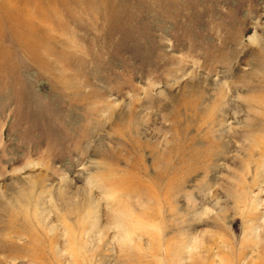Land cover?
I'll list each match as a JSON object with an SVG mask.
<instances>
[{
  "label": "rangeland",
  "instance_id": "1",
  "mask_svg": "<svg viewBox=\"0 0 264 264\" xmlns=\"http://www.w3.org/2000/svg\"><path fill=\"white\" fill-rule=\"evenodd\" d=\"M0 264H264V0H0Z\"/></svg>",
  "mask_w": 264,
  "mask_h": 264
}]
</instances>
